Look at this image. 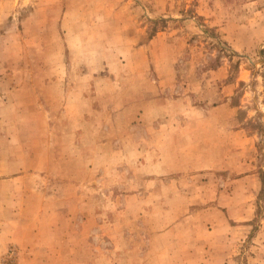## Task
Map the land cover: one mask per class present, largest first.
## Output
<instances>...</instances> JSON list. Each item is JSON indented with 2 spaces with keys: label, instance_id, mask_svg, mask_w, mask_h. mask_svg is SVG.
Here are the masks:
<instances>
[{
  "label": "rangeland",
  "instance_id": "374dc122",
  "mask_svg": "<svg viewBox=\"0 0 264 264\" xmlns=\"http://www.w3.org/2000/svg\"><path fill=\"white\" fill-rule=\"evenodd\" d=\"M26 263L264 264V0H0V264Z\"/></svg>",
  "mask_w": 264,
  "mask_h": 264
},
{
  "label": "crops",
  "instance_id": "0c3cea01",
  "mask_svg": "<svg viewBox=\"0 0 264 264\" xmlns=\"http://www.w3.org/2000/svg\"><path fill=\"white\" fill-rule=\"evenodd\" d=\"M28 262H31L30 259L28 260ZM26 264H30V263H26ZM32 264V263H31Z\"/></svg>",
  "mask_w": 264,
  "mask_h": 264
}]
</instances>
